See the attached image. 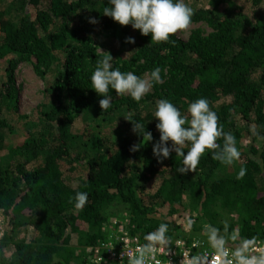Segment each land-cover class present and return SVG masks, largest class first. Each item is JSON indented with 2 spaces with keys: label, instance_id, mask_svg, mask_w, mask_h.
<instances>
[{
  "label": "trees",
  "instance_id": "16d2710c",
  "mask_svg": "<svg viewBox=\"0 0 264 264\" xmlns=\"http://www.w3.org/2000/svg\"><path fill=\"white\" fill-rule=\"evenodd\" d=\"M210 1L185 0L194 11L192 24L205 23L211 32L197 29L188 41L174 34L154 43L151 34L103 15L109 0H0V63L7 64V80L0 82V154L6 140L23 138L0 155V216L9 227L0 240V264H88V250L108 239L104 226L112 218L143 244L161 223L169 225L172 244L185 240L188 218L195 221L189 241L208 245L204 227L223 231L227 221L229 232L264 242V0H250L249 11L233 0ZM129 36L135 44L125 43ZM102 50L122 72L142 77L160 67L163 83L140 102L116 99L110 89L112 106L103 111L104 97L90 79ZM24 63L46 81L47 101L30 115L16 107L15 71ZM163 98L182 113L198 98L209 100L241 152L234 174L223 173L225 165L207 151L187 175L176 171L182 158L175 152L157 161L153 113ZM11 111L18 115L9 118ZM125 117L153 133L138 152L129 149L143 137ZM241 167L247 172L237 180ZM154 180L160 183L148 192ZM77 192L88 194L82 210L74 206ZM9 246L15 252L4 254Z\"/></svg>",
  "mask_w": 264,
  "mask_h": 264
},
{
  "label": "clouds",
  "instance_id": "9594fccd",
  "mask_svg": "<svg viewBox=\"0 0 264 264\" xmlns=\"http://www.w3.org/2000/svg\"><path fill=\"white\" fill-rule=\"evenodd\" d=\"M109 4L111 6L104 8L103 15L112 18L121 26L131 25L143 36L151 34V42L154 43L168 42L172 35L187 31L194 15L193 8L185 0H109ZM89 22L95 25L98 20L91 18ZM135 42V38L131 36L125 39V43ZM103 53L104 55L96 60L90 77L91 88L104 97L99 100L103 111L112 106L113 96L110 89L114 90L118 97L128 95L140 102L152 90L154 84L163 83L160 67L141 77L134 72H122L119 68H114L111 53ZM153 116L158 121L156 129L160 133L159 140L153 144V155L162 164L175 152L176 157L182 158V166L176 170L179 174L195 173L206 151L212 153L214 160L227 166L241 159L235 136L224 131L207 98H198L191 102L186 113H182L169 99H159L156 101ZM125 118L132 123V131L143 137L142 143L133 144L129 149L130 152H138L145 142L147 144L154 140L153 133L146 130L142 122ZM250 130L252 135H259L255 125ZM221 140L222 144L219 143ZM246 172V168L241 167L237 180H242ZM73 199L75 208L82 210L88 202V194L77 192ZM194 223L192 218L187 219V227L190 228ZM168 231L169 225L161 223L154 231L144 236L146 243L134 251H125L127 242L124 241L122 258L127 257V264H161L156 258L157 253L166 251L168 255L169 245L172 244L167 235ZM203 234L212 249L211 254L204 251H197L195 254L185 252L181 264H264V242H258L257 237L242 238L235 230L229 232L227 221L224 222L223 231L208 224L204 227ZM121 264H124L123 259Z\"/></svg>",
  "mask_w": 264,
  "mask_h": 264
},
{
  "label": "rangeland",
  "instance_id": "374dc122",
  "mask_svg": "<svg viewBox=\"0 0 264 264\" xmlns=\"http://www.w3.org/2000/svg\"><path fill=\"white\" fill-rule=\"evenodd\" d=\"M188 1L190 4L197 5V6H201L203 3L206 6H209L210 2H211L210 0H188ZM233 1L237 4L245 7L248 11L250 10V0H233ZM197 29H202L206 33L211 32V29L205 23H199V24H191V27L187 31H180L176 34L180 39H182L184 41H188L192 32L194 30H197ZM6 67H7L6 62L0 63V82H2V81L6 82V80H7ZM14 86H15V89L17 91L16 107H17L18 114H20V115H30L34 109H36L43 102L47 101V99L45 98L46 96H45V92H44L46 89V81H44L39 75H37L34 72L32 66L27 64V63L20 65L17 68V70L15 71ZM151 92H152V90L149 93H151ZM122 97H128V95L120 96V97H118L116 95L115 98L120 99ZM11 113H13V114H10L9 118L12 119L13 115H15L14 113H16V112L11 111ZM18 114H16L15 116H17ZM6 116H7V114H6ZM78 124H79V120L76 122V126H78ZM81 127L82 126L80 124L78 126V128H81ZM110 138H111V134H110ZM22 141H23V138L21 135L20 136L17 135V136H13V137L9 138L5 142L7 144L6 150L2 151L0 155H2V156L7 155L9 148H13L19 142H22ZM241 144L243 146H245L243 143H241ZM262 145H264V140L261 141V143H260V146H262ZM236 163L240 164V161L234 162V164L231 166L225 165L223 167V173L234 174L236 172L235 171L236 169L234 167V166H236ZM236 167H238V166H236ZM219 173L221 174V172H219ZM72 179L74 180L73 185L77 186L79 183V177L77 176L76 173H73ZM159 183L160 182L156 181V180H154L152 183H150L148 186V192L155 191L156 188L158 187ZM183 212H184V209H181L179 211L180 216L182 215ZM186 215H188V214H186ZM188 216H187V218H188ZM113 219L114 218H112L111 220H113ZM120 220H123V219H120ZM8 229H9V227L7 226V224L5 223L3 218L0 216V240H2L4 238V236L9 233ZM191 231H192V228L191 227L189 228L186 226L185 234H184L186 239H189V237H192L195 235ZM33 234L34 233L32 232V230H29L28 239L30 237H32ZM13 249L11 248V246H9V248L7 247L5 249L4 254L10 255L11 250H13Z\"/></svg>",
  "mask_w": 264,
  "mask_h": 264
},
{
  "label": "built area",
  "instance_id": "2783aa9c",
  "mask_svg": "<svg viewBox=\"0 0 264 264\" xmlns=\"http://www.w3.org/2000/svg\"><path fill=\"white\" fill-rule=\"evenodd\" d=\"M104 229L105 233H108V239L100 246L88 250V264H121L122 259L124 264H127V257L122 258L121 256L125 248L124 241L127 242L125 251L128 249L134 251L138 246L143 245L138 237L130 235L126 224L117 219L106 223ZM194 245L197 247H193ZM197 251L211 254L212 249L201 240L189 241L185 239L169 245L168 255L166 251L158 252L156 258L161 261V264H181L185 252L195 254Z\"/></svg>",
  "mask_w": 264,
  "mask_h": 264
}]
</instances>
